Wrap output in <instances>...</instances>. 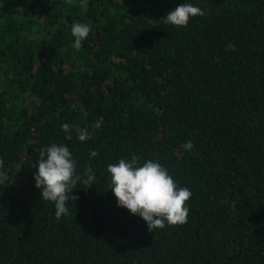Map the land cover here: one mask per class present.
Instances as JSON below:
<instances>
[{
    "label": "trees",
    "instance_id": "trees-1",
    "mask_svg": "<svg viewBox=\"0 0 264 264\" xmlns=\"http://www.w3.org/2000/svg\"><path fill=\"white\" fill-rule=\"evenodd\" d=\"M184 2L205 15L165 24ZM53 143L95 176L59 221L34 180ZM133 155L190 189L185 225L117 206ZM0 159V264H264V0H0Z\"/></svg>",
    "mask_w": 264,
    "mask_h": 264
},
{
    "label": "clouds",
    "instance_id": "clouds-1",
    "mask_svg": "<svg viewBox=\"0 0 264 264\" xmlns=\"http://www.w3.org/2000/svg\"><path fill=\"white\" fill-rule=\"evenodd\" d=\"M205 13L199 7L191 3H181L171 10L164 23L177 27L187 26L190 18L204 16ZM91 29L84 23H74L71 26V34L75 38L72 47L80 50L82 42L88 37ZM104 123L100 117L92 125L93 132L101 128ZM75 126L64 123L62 130L70 140L71 131ZM77 139L81 142L92 139V133L88 129L75 128ZM194 145L191 140L182 145V148L190 151ZM90 157H97L98 151L90 149ZM139 157L133 155L130 160L120 159L117 163L107 166L109 174L107 188L111 189L116 197L117 206L127 209L132 215L139 216L146 222L149 232L163 229L166 226H183L188 222L190 209L186 202L191 199L192 193L187 187H179L168 170L156 160H146L142 165L138 163ZM3 160L0 159V168ZM36 171L34 174L35 187L41 190L42 200L52 202L55 206V218L59 221L69 214L67 201H76L74 196L78 182L84 187H89L95 181L92 169H86V179L82 180L77 174V162L73 158L70 149L55 143L43 148L39 152ZM233 209L236 204L233 202Z\"/></svg>",
    "mask_w": 264,
    "mask_h": 264
}]
</instances>
